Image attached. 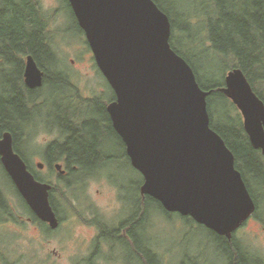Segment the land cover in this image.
Returning <instances> with one entry per match:
<instances>
[{
    "label": "water",
    "instance_id": "water-1",
    "mask_svg": "<svg viewBox=\"0 0 264 264\" xmlns=\"http://www.w3.org/2000/svg\"><path fill=\"white\" fill-rule=\"evenodd\" d=\"M67 1L114 94L106 112L142 177L140 193L230 240L256 204L233 153L210 127L212 91L200 88L190 65L170 45L167 15L152 0ZM43 79L33 57H25L24 85L34 90ZM218 91L239 111L250 146L264 157V103L242 71H228ZM0 163L29 210L57 228L49 202L52 185L35 179L8 132L0 135ZM54 168L64 173L61 165Z\"/></svg>",
    "mask_w": 264,
    "mask_h": 264
},
{
    "label": "rangeland",
    "instance_id": "rangeland-1",
    "mask_svg": "<svg viewBox=\"0 0 264 264\" xmlns=\"http://www.w3.org/2000/svg\"><path fill=\"white\" fill-rule=\"evenodd\" d=\"M32 1L41 16L44 29L42 36H46L47 44L57 57L60 76L65 77L67 83L62 85V82H58L41 86L39 91L30 95L35 97L34 104L21 107L17 113L16 108L26 99V93L20 84V65L18 62L5 63L2 57L4 49H0V107L2 110L9 109L13 112L15 124L22 126L27 136L23 135L18 140L20 151L27 159L29 167L40 176L41 181L55 186L54 197L60 199V203L57 204L58 212L60 217L66 220L63 227L51 233L46 232L45 227L34 223L32 215L26 210L19 194L0 168V190L9 204L13 217L0 224V264H123L111 259L88 260V247L82 245L79 240L85 236L82 222L79 224V220L69 217L70 213H81L86 217L88 210H93L97 213L100 211L105 216L108 213L109 220L118 221L120 215V205L116 199L118 194L109 205V209L107 206L104 207V203L109 198L112 200V196L121 190L126 197L134 198L141 186L142 177L128 163L124 149L109 131L108 121L103 113L104 108L112 102L113 92L96 67L85 36L78 30L66 1ZM162 1L166 10L170 11L178 30V33H174V44L190 61L200 82L205 86L220 85L228 71L222 72L223 64L219 60H213L209 55L205 56L196 41V28H199L203 18H206V6L213 0ZM185 18L190 27L198 24L190 30L188 34L190 39H187V33L184 32V28H190L185 26ZM30 30L31 28H27V33L30 34ZM17 60H22L23 64L25 62L23 55L17 57ZM61 77L59 78L62 79ZM61 94L65 96L90 94L97 97L98 103L95 104V108L90 107L85 111L90 118L87 124L90 132L84 145L102 148L101 157H108L110 160L94 159L93 162H89L92 168H83L80 172L75 168L74 174L66 167L68 175L58 180L57 175L49 170L42 157L48 145L63 142L59 129H55L51 124V121L57 119V109L62 103V99L59 98ZM73 99L78 100L77 97ZM71 101L73 100L70 99L69 102ZM75 101L72 102L73 105ZM210 101L209 112L215 128L227 135L228 133L240 135L242 117L236 107L231 102L217 97ZM22 119L25 120L21 121ZM24 125L26 126L23 127ZM262 162L264 164V157ZM37 163H42L43 168L38 170ZM91 171L92 173H89ZM248 179L257 210L255 216L235 234L234 239L238 247L264 262V183L253 178ZM83 196L85 198H82ZM82 202L85 207H82ZM147 210L148 221L157 230L155 237L159 244L172 250L173 264L181 261V254L173 249L178 247L183 237L185 246L182 247L199 253L201 263L221 264L223 257L216 254L218 242L202 227L192 226L190 233L184 235L186 226L179 215L172 214L166 217L159 206L152 202H147Z\"/></svg>",
    "mask_w": 264,
    "mask_h": 264
},
{
    "label": "trees",
    "instance_id": "trees-1",
    "mask_svg": "<svg viewBox=\"0 0 264 264\" xmlns=\"http://www.w3.org/2000/svg\"><path fill=\"white\" fill-rule=\"evenodd\" d=\"M152 1L169 18L171 26L170 45L172 49L190 65L200 88L204 91H212L207 98L210 127L223 139L226 146L233 153L235 168L241 173L250 192L248 178L260 180L264 183L263 156H261L259 151L254 150L250 146L241 124L240 135L239 133H228V136L215 128L209 112L210 99L213 100L217 97L228 103L231 102L218 91V89L224 86V80L220 85L212 84L210 86H205L200 82V78H198L190 61L184 57L183 53L180 52L181 50L174 44V33H178V30L171 18L170 11L166 10L162 0ZM66 3L69 8L70 4L68 5V2ZM28 5L29 0H0V42L6 48L4 49V52H2V57L5 63H19L21 73L20 84L26 93V99L16 108L17 113L21 107H26L29 104L33 105L35 97L33 98L30 95L39 91V88L30 90L24 85L22 80L24 64L22 60H17V57L19 58L20 55H23L24 59L29 55L32 56L37 66L43 71L44 79L42 86L49 84L53 85L58 82H62V85L67 83V79L60 76L61 74L58 67L57 57L51 50V47L47 44L46 36H42L44 35V29L38 8L35 4V15L30 17L28 16ZM205 12L207 14L206 18H203L200 27L196 28V41L202 48L204 55H209L213 60H219L223 64L222 72L230 71L232 69H240L249 82L253 92L264 103V0H213L206 6ZM184 23L185 26L190 27L186 18ZM196 25L193 27H196ZM193 27L184 28V32L187 33V39H190L188 34H190L189 32ZM27 28H31L30 34L27 33ZM78 30L83 34L79 27ZM180 39L182 40V38ZM180 39L179 42L181 41ZM10 51L17 52L10 54ZM112 100H114V94ZM57 115L60 116L59 118L62 121L66 116L63 111H59ZM14 118L15 116H13V112L9 111V109L2 110L0 107V135L5 132L12 135L14 151L24 160L28 170L35 179L41 181L40 176L29 167L27 159L20 151L18 140L21 136H25L26 134L24 133L22 126L19 127V125L15 124ZM23 120L25 119H22L21 121ZM27 121H30V119H27ZM27 121H24V123ZM87 126L88 125L84 124L73 129L68 123L63 124L59 128L63 137V142L48 145L44 150V155H50L56 159L66 157L68 160L66 167L73 174L76 173V169H79L78 172H80V169L92 168L88 163L100 155L102 148H99L96 145H84L90 132V127ZM108 129L113 136L121 142L118 136L114 133L109 122ZM71 161H74V164L69 163ZM89 173H92V171ZM52 191L55 192V186H52ZM19 198L21 197L19 196ZM51 199H53V197H51ZM21 201L26 210L31 213L22 198ZM148 202L157 204L160 207V204L150 197H148ZM50 205L53 210H57L55 203L53 204L52 202L51 204L50 202ZM10 210L7 200L0 190V224L6 223L13 218ZM33 218L35 221H39L35 216ZM216 241L219 243L218 239ZM226 251L227 254H225ZM223 253L227 258L228 264H262L260 259L255 256L253 257L243 248L238 247L237 244H228Z\"/></svg>",
    "mask_w": 264,
    "mask_h": 264
},
{
    "label": "flooded vegetation",
    "instance_id": "flooded-vegetation-1",
    "mask_svg": "<svg viewBox=\"0 0 264 264\" xmlns=\"http://www.w3.org/2000/svg\"><path fill=\"white\" fill-rule=\"evenodd\" d=\"M65 1L68 2L67 0ZM27 9H28V16L32 17L35 15V4L32 0H29V5L27 6ZM69 9L75 19V16L72 12L70 5H69ZM0 49L1 50L6 49L1 42H0ZM15 52L17 51H14L12 53ZM22 80H23V74H22ZM74 97H77L78 100L75 101L73 99ZM59 98L62 99V103L60 104V107L57 109V112L63 111L65 112V115L67 117L65 116V118L62 121L59 118L60 116L57 115L56 116L57 119L55 121L54 120L51 121V124L55 129H59L65 123H68V125L73 129L78 128L79 126H82L84 124L87 125L90 121V118L86 115L85 111L90 107L95 108V104L98 103V101L96 100L97 97L95 95H90V94L77 95V96H72V95L65 96L61 94L59 95ZM70 99H72L73 101L69 102ZM74 101L76 103L73 105L72 102ZM106 107L104 108L103 113L106 115V118L112 128L110 118L106 112ZM120 143L124 149L125 157L128 163H130L129 158L127 157L125 152V146L122 143V141ZM42 159L43 162L49 168V170L52 173H55V175H57L58 180H61V178L64 179L68 175L66 169L68 160L66 159V157H61L59 159H56L53 156L44 155ZM94 159L95 161L110 160L108 157H103V156L101 157V155L95 157ZM94 159L92 160V162L94 161ZM69 163L74 164V161H71ZM57 164L61 165L62 170L64 171L63 174H60L55 170L54 167ZM0 168L6 174L1 163H0ZM37 169L39 170L38 167ZM7 178L11 182L8 176ZM51 191L52 189L49 192V202H51V204L53 202V204L55 203L57 206V204L60 203V199L57 196L54 197L53 194L54 191L52 192ZM123 193L124 192L122 190L118 191V193H115V195L112 196L113 198L112 200H110L109 198V200L106 203H104V207L107 206V208L109 209V205H111V203L114 202V198L116 194H118L116 196L117 203L120 205L119 206L120 215L118 216V221L109 220V214L107 213V216H105L100 211L97 213L94 212L93 210H88L89 212L86 213V217L83 216L81 213L69 214L68 212L69 217H74L75 219L79 220V224L80 222H82L81 226L83 230H85V236L79 238V240L81 241L82 245H86L88 247V251H87L88 260L111 259L123 264H173V262H171L172 250H169L167 247H163L159 244L158 239L155 237L157 230L148 221V210H147L148 197L142 195L139 189L137 190V196H135L134 198H128L125 195H123ZM70 196L72 197V195ZM51 197H53V199H51ZM82 198H85V196H83ZM74 201L75 200H72V202ZM83 204L84 202L81 203V205ZM82 207L85 206L83 205ZM159 208L166 215V217H170L172 214H176V213L166 212L161 207V205ZM256 210H257V205H256ZM53 211L56 215V218L58 219V226L55 229H51L48 224L43 223L41 221L37 222L33 218L34 223H37L40 226L45 227L46 232L48 231V233L54 232L58 230L60 227H63V222L64 220H66L60 217V214L58 212V206H57V210L54 209ZM255 212L248 220L252 219V217L255 216L254 215ZM34 216L35 215L32 213V217ZM180 217L184 221V225L186 226L184 235H188L190 233V231L192 230L191 228L192 226H198L206 230L210 236L214 237L215 240L217 239L219 240L218 243L219 248L218 251H216V254H220L221 258L223 257L221 264H228L227 258L223 253V251H225L228 244H232V245L237 244L235 243L234 236L248 221L247 220L238 230H236L232 234L231 239L228 240L224 236H219L213 231L205 228L203 225L197 224L190 217H183V216ZM35 218L37 217L35 216ZM183 243H184V237L179 242L178 247L173 249L181 254V261H178L176 264H204L201 263L202 261L200 259V254L199 253L197 254L195 250H190V248L188 249V247H182L185 246L183 245ZM260 262L264 264L262 260H260Z\"/></svg>",
    "mask_w": 264,
    "mask_h": 264
}]
</instances>
